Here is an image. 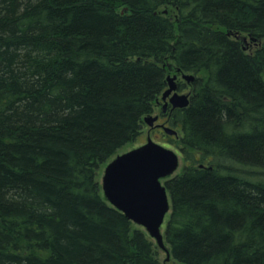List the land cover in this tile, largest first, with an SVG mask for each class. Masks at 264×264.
<instances>
[{"label":"trees","instance_id":"16d2710c","mask_svg":"<svg viewBox=\"0 0 264 264\" xmlns=\"http://www.w3.org/2000/svg\"><path fill=\"white\" fill-rule=\"evenodd\" d=\"M174 68L172 256L264 264V0H0V264H163L97 170Z\"/></svg>","mask_w":264,"mask_h":264},{"label":"water","instance_id":"95a60500","mask_svg":"<svg viewBox=\"0 0 264 264\" xmlns=\"http://www.w3.org/2000/svg\"><path fill=\"white\" fill-rule=\"evenodd\" d=\"M182 77L188 82L196 78L193 73H183ZM177 78V74L167 77L168 87L162 93L166 101L164 106L170 103L173 108H185L190 104V97L178 92ZM157 119L156 115H148L145 122L153 127ZM164 130L171 135L178 134L172 126H164ZM179 163L178 152L148 138L146 143L113 158L106 166L102 181L107 200L134 223L143 226L158 246L166 251L167 259L172 254L166 246L162 228L167 214L171 212L172 199L162 179L170 178Z\"/></svg>","mask_w":264,"mask_h":264},{"label":"rangeland","instance_id":"374dc122","mask_svg":"<svg viewBox=\"0 0 264 264\" xmlns=\"http://www.w3.org/2000/svg\"><path fill=\"white\" fill-rule=\"evenodd\" d=\"M178 73V80L182 83L185 84L186 89L185 93H191V95L193 94L192 92V86L190 84H188L187 80L183 79L182 75L180 72H177V70L174 69H170L169 74L170 75H174ZM159 110H161V106H156L155 110L153 112V114H156L157 112H159ZM178 130V135H170L167 134L165 131L160 132L159 130L156 131H152L150 132V127L149 125L144 121L143 124V131L142 133L133 141L128 142L127 144H125L123 147H121L117 153L115 155H113L107 162L101 164L97 170V179L100 183V187L102 190V193L104 195L103 189H102V181H103V176L105 173V169L107 164L112 161L113 158H115L118 154H121L123 152H126L132 148L138 147L144 143H146L148 141V138H152L153 141L160 143L168 148H171L177 152L180 153L179 151V147H180V141H181V136H182V130L180 127H176ZM186 165L185 159L182 156V154L180 155V163H179V167L177 168V170L173 173V176L176 174H179L183 171L184 167ZM162 182H165V179H162ZM170 213L167 215L162 231L164 233L165 228H166V224H167V220L169 218ZM134 227L136 228H142L140 227V225H138L137 223H134ZM143 230L146 232L145 228H143ZM147 233V232H146ZM148 235V234H147ZM153 243H154V248L155 251L157 253L158 259L163 263V264H182L181 262H178L177 260H175L173 257H171L170 259H167V253L164 249H162L160 246L157 245L156 240L153 239ZM166 246L168 248L169 245L166 243Z\"/></svg>","mask_w":264,"mask_h":264},{"label":"flooded vegetation","instance_id":"af4514ba","mask_svg":"<svg viewBox=\"0 0 264 264\" xmlns=\"http://www.w3.org/2000/svg\"><path fill=\"white\" fill-rule=\"evenodd\" d=\"M179 72H181V71H179ZM177 75H178V73H177ZM177 83H178V92L179 93H185V90H187L185 84H182L178 80V78H177ZM188 84L191 85V83H188ZM188 94L191 96V93L188 92ZM168 100H169V98L167 99V101ZM165 102L166 101L163 100L162 98L158 99L157 107L161 106V110H159V112H157L155 114L156 116H158V119L155 122V126L150 128V132L156 131V130H159L160 132L165 131L164 126L170 125L171 113L174 110V108L172 107V105L170 103L167 104V106H164Z\"/></svg>","mask_w":264,"mask_h":264}]
</instances>
